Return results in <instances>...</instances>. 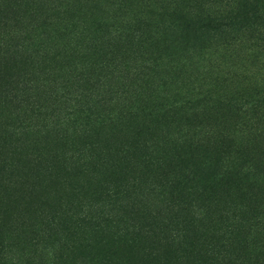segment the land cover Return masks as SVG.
<instances>
[{
	"label": "rangeland",
	"instance_id": "374dc122",
	"mask_svg": "<svg viewBox=\"0 0 264 264\" xmlns=\"http://www.w3.org/2000/svg\"><path fill=\"white\" fill-rule=\"evenodd\" d=\"M231 1L0 0V264H264Z\"/></svg>",
	"mask_w": 264,
	"mask_h": 264
},
{
	"label": "trees",
	"instance_id": "16d2710c",
	"mask_svg": "<svg viewBox=\"0 0 264 264\" xmlns=\"http://www.w3.org/2000/svg\"><path fill=\"white\" fill-rule=\"evenodd\" d=\"M227 7L229 10L233 9L231 19L237 21L236 25L244 33L245 40L255 43L252 46V56L256 61H253L264 64V0H233ZM251 93L255 98L252 102L258 115V123L264 132V80L256 83ZM227 103L228 101L223 105L226 106Z\"/></svg>",
	"mask_w": 264,
	"mask_h": 264
}]
</instances>
